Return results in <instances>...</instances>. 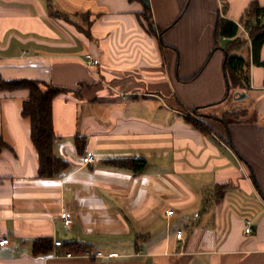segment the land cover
Returning a JSON list of instances; mask_svg holds the SVG:
<instances>
[{
	"label": "crops",
	"instance_id": "crops-1",
	"mask_svg": "<svg viewBox=\"0 0 264 264\" xmlns=\"http://www.w3.org/2000/svg\"><path fill=\"white\" fill-rule=\"evenodd\" d=\"M252 1L150 0V26L142 0H0V80L62 88L53 153L68 163L39 173L29 91L0 89V264H264V66L240 23ZM235 53L247 86L226 67Z\"/></svg>",
	"mask_w": 264,
	"mask_h": 264
},
{
	"label": "trees",
	"instance_id": "trees-1",
	"mask_svg": "<svg viewBox=\"0 0 264 264\" xmlns=\"http://www.w3.org/2000/svg\"><path fill=\"white\" fill-rule=\"evenodd\" d=\"M144 5L143 17L152 26V12L150 5ZM247 28L251 39V60L254 64L264 66V60H260L259 51L264 43V6L257 1H252L244 11L240 20ZM240 23L229 19L221 18L219 35L228 37L233 41L240 39L238 31ZM231 41V42H233ZM243 46V45H242ZM249 57L238 53L229 54L226 60V67L238 79L242 86L248 85ZM26 88L29 91L27 98L23 101L22 114L31 119V140L35 146L39 158V173L45 176H52L62 171L68 163L53 153V124H52V101L62 91V88L47 85L45 88L41 82L35 79L0 80V89L13 90ZM3 141L0 137V148Z\"/></svg>",
	"mask_w": 264,
	"mask_h": 264
},
{
	"label": "built area",
	"instance_id": "built-area-1",
	"mask_svg": "<svg viewBox=\"0 0 264 264\" xmlns=\"http://www.w3.org/2000/svg\"><path fill=\"white\" fill-rule=\"evenodd\" d=\"M85 59L87 61H89L91 64L96 65L99 63V60L96 57H94L93 55H91L90 53L85 54ZM94 159L95 158L92 154L84 157L85 162H92V161H94ZM165 212H166L167 216L173 215V209H171V208L167 209ZM60 217L63 220L65 225H70L72 223V212L71 211L66 210V209H62V211L60 212ZM250 231H251V228L246 227L245 232L249 233ZM181 235H182V231L178 230L176 236L178 238H180ZM9 243H10V238L6 234L0 235V247L7 245ZM54 245H57V246L62 245V241L61 240H54ZM87 254L88 253H86V255ZM66 255L70 256L71 253L67 252ZM88 255L89 256H100V255H102V252L97 251L95 254H88Z\"/></svg>",
	"mask_w": 264,
	"mask_h": 264
},
{
	"label": "rangeland",
	"instance_id": "rangeland-1",
	"mask_svg": "<svg viewBox=\"0 0 264 264\" xmlns=\"http://www.w3.org/2000/svg\"><path fill=\"white\" fill-rule=\"evenodd\" d=\"M241 35H245V37H247L248 35H249V32H248V30H247V28H242V34ZM245 42V40L244 39H242V40H239V41H237V43L238 44H240V46L241 45H243V43ZM243 47V46H242ZM197 112H199V111H197L196 110V112H193L192 113V115H191V117L196 121V122H199V121H201V118L200 117H198V118H196L194 115H197ZM196 113V114H195ZM222 114V112H219V113H216L215 115L213 114V115H210V116H213V117H218L219 115H221ZM228 116H224V118H227ZM199 120V121H198ZM194 121V122H195ZM198 124H200V122L198 123Z\"/></svg>",
	"mask_w": 264,
	"mask_h": 264
},
{
	"label": "water",
	"instance_id": "water-1",
	"mask_svg": "<svg viewBox=\"0 0 264 264\" xmlns=\"http://www.w3.org/2000/svg\"><path fill=\"white\" fill-rule=\"evenodd\" d=\"M145 5H150V0H143Z\"/></svg>",
	"mask_w": 264,
	"mask_h": 264
}]
</instances>
